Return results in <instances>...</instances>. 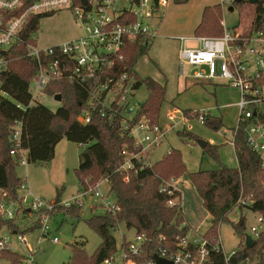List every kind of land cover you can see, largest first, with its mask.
Segmentation results:
<instances>
[{"label": "built area", "instance_id": "2783aa9c", "mask_svg": "<svg viewBox=\"0 0 264 264\" xmlns=\"http://www.w3.org/2000/svg\"><path fill=\"white\" fill-rule=\"evenodd\" d=\"M226 1L222 0V4ZM27 2H30L27 5ZM169 0H88L85 5L74 6L73 0H0V71L8 68L9 60L3 51L21 41L22 30L28 18L32 15L62 10H71L81 34L71 40L41 48L29 43V55L34 57L39 69L33 81L35 87L31 92L34 100H39L51 80L68 79L88 89L86 107L80 112L77 120L88 124L93 113L102 117L121 118L122 135H127L133 141L124 143L121 155L124 163L119 170L130 171L137 164L152 166L149 162L150 151L160 146L168 133L177 124L173 113L169 114L170 124L152 123L147 117L140 119L138 110L140 103L136 101L138 89L136 77L127 71L118 73L117 58L127 42H138L149 45L154 36L150 20L160 17V11L168 5ZM160 20L156 21V27ZM223 34L220 36L195 35L180 37V71L185 73V66L197 67L188 74L195 81L211 83L222 79L237 88L240 100L236 105L240 109V125L244 126L247 145L255 151L264 162V115L258 105L264 103V21L256 26L251 22L246 28L241 24L232 28L221 21ZM36 41V34L32 36ZM196 42V46H187L188 40ZM54 56L45 61L42 56ZM206 112H200L199 120L204 123ZM21 124L15 126L12 139L15 143L11 150L20 162L26 163L27 151L20 147ZM80 147H84L80 144ZM172 149L168 151L171 152ZM179 178H170L161 185V190L171 198L167 201L172 207L182 201L174 196ZM109 183L108 179L101 183ZM101 183L82 189L71 201L46 200L34 195L29 184L24 181L17 198L9 191L0 188V218L14 220L19 230L4 227L0 234V255L4 250L18 253L22 257L19 264H32L38 250V243L44 236L51 233V220L58 213L59 207H71L74 204L83 205L82 198L87 195L94 197V204L100 205L105 211L116 214L121 207L115 197L112 198L109 189L104 191ZM109 185V184H108ZM179 191V190H178ZM174 196V197H173ZM242 204H251L248 198L240 199ZM93 204V206H94ZM92 206V207H93ZM238 217L240 214H236ZM25 224L21 225L18 218ZM262 217L259 225L251 228L250 235L256 239L263 228ZM121 225V224H120ZM120 225L116 227L119 228ZM187 225L184 221L180 228ZM31 229V230H30ZM37 231V245L34 248L27 233ZM190 231V230H189ZM26 248L22 253L11 248L12 239ZM123 241L117 252L106 264H118L115 261L117 253H121L120 264H156L154 255L165 257L174 264H219L217 254L222 255V264H231L236 253L224 251V242L220 236L214 239L200 236L190 237L189 232L178 237L175 249L158 247V252L147 257L149 240L145 233L135 232L133 238L127 239L122 234ZM57 242V239H54ZM11 264V263H10Z\"/></svg>", "mask_w": 264, "mask_h": 264}, {"label": "trees", "instance_id": "16d2710c", "mask_svg": "<svg viewBox=\"0 0 264 264\" xmlns=\"http://www.w3.org/2000/svg\"><path fill=\"white\" fill-rule=\"evenodd\" d=\"M88 0H73L74 6H82ZM176 3H185L188 0H174ZM235 6L243 9L245 5L254 8L253 25H260L264 21V0H257L256 4L245 1L236 2ZM30 2H27V5ZM222 5V4H221ZM221 5L206 6L202 20L196 28L197 35L223 34L220 24L222 17ZM242 12V10H240ZM55 12L32 15L28 18L22 30L21 41L3 51L9 60L8 68L0 71V188L9 191L13 198H17L18 189L24 182L16 173L20 164L17 155H12L14 148L12 139L15 126L21 124L20 147L27 151L28 163H46L55 157L58 143L66 138L69 141L83 144L79 154V166L75 169L82 189L96 186L98 181L108 179L109 191L117 199L121 207L116 214L105 211L104 214L93 215L86 223L98 234L101 241L93 253L85 249L84 242L72 245V254L63 264H102L114 255L117 240L113 232L120 224L128 229L145 233L149 240L147 257L158 252V247L175 249L178 237L189 232L186 225L180 228L185 221L182 201L170 207L167 201L171 198L161 190V185L170 178H181L186 175L190 178L200 195L204 208L211 215V225L204 235L210 239L218 236L220 227L224 223L232 224L235 233L242 239L232 257L231 264H264L263 257L255 261L256 255L264 245V162L260 155L253 151L246 142L244 126L234 130V147L238 160L237 167L222 165L215 170H199L189 173L180 150L172 148L161 160L144 166L137 164L130 171L119 170L124 163L121 155L124 143H132L127 135H122L121 118L111 117V114L102 117L93 113L88 124H81L77 117L86 107L88 89L79 83L68 79H54L48 84L45 93L50 96L60 94L61 106L56 111L51 110L39 100H34L31 92V82L38 72L37 60L29 55L27 46L35 44L32 37L39 30L41 20ZM148 46L138 42H127L120 55L123 61L117 58L116 70L118 73L127 71L136 77V87L140 88L146 82L150 95L140 105L138 118L145 116L152 123L159 122V111L166 96V87L153 78L141 79L135 67L140 56L146 53ZM45 61L54 56H42ZM190 117L200 116L194 111ZM206 125L214 130L224 127L223 119L205 115ZM179 134L181 132H178ZM190 135L188 132H182ZM218 146L207 143L204 150L218 156ZM175 197L181 199L182 193L178 190ZM173 196V197H174ZM250 198L251 204H242L241 198ZM58 196L57 200H59ZM101 207L94 204L93 211ZM83 205L74 204L71 207H59L60 211L80 218ZM248 209L262 217L263 228L252 247L246 246L247 219L243 210ZM232 214H240L237 221ZM4 227L19 230L14 220L0 218V234ZM31 230V229H30ZM8 260L11 264H19L22 257L10 250H4L0 260ZM216 259L222 264V255Z\"/></svg>", "mask_w": 264, "mask_h": 264}, {"label": "rangeland", "instance_id": "374dc122", "mask_svg": "<svg viewBox=\"0 0 264 264\" xmlns=\"http://www.w3.org/2000/svg\"><path fill=\"white\" fill-rule=\"evenodd\" d=\"M222 0H188L185 3H176L169 0L168 5L160 11V17L150 20V25L154 30V36L150 39L147 51L139 57L136 64V71L142 80L153 78L166 87L165 100L159 111V122L170 124L169 114L173 113L177 124L169 133L170 144L175 149L181 151L183 161L186 164L189 173L199 170H215L222 165L229 167L237 166V159L233 137V130L236 129L240 119V109L236 103L240 100V92L237 88L228 85L222 79H216L211 83H201L195 81L188 74L197 70V67L186 65L185 73L180 71V37H194L197 35L196 28L202 20V15L206 6H215L222 4ZM242 10V12L240 11ZM221 21L232 28L241 24L247 27L253 21L254 8L251 5H245L243 9L235 6L233 2L226 1L221 5ZM160 24L156 27V21ZM81 34L77 21L71 10L58 11L50 16L44 17L36 33V45L41 48L50 47L65 41L74 39ZM207 35V36H220ZM187 46L194 47L196 42L187 41ZM1 84V82H0ZM31 88L35 87L32 80ZM150 95L146 82H142L136 94V101L144 103ZM39 101L56 111L61 102L55 96L41 93ZM258 109L264 115V103L258 105ZM194 111L206 112L212 117L223 119L224 127L221 130H214L206 123H202L199 117H190ZM197 114V113H196ZM178 132H181L180 134ZM182 132H188L190 135ZM198 140H203L211 145L218 146V156L213 155L208 150H204ZM170 147L167 142L153 148L150 151V163H154L163 158ZM82 148L76 142L64 138L55 149V157L52 161L46 163H22L16 167L17 175L26 181L34 195L46 200H56L58 196L62 201H71L73 197L81 191V185L78 180L75 169L79 166V154ZM103 180H99L101 183ZM101 188L106 191L109 185L101 183ZM180 190L184 196V204L200 224L199 230L204 232L210 225V219L206 220L204 210H197V203L200 200L195 186L188 177L182 178ZM112 198L115 197L111 195ZM84 204L80 212V218L60 211L56 213L51 220V233L42 237L38 243V250L34 255L32 264H63L69 260L72 254V245L76 242H84L85 249L93 253L100 244L98 234L86 223V220L95 215L104 214L102 207L93 211L94 197L87 195L82 198ZM247 219V234H250L253 226L259 225L258 213L248 209L243 210ZM234 221L238 216L231 215ZM21 223V216L18 218ZM195 229V228H194ZM195 233L191 231V234ZM39 232H28L27 236L31 240L33 247L37 245V236ZM114 236L117 243L123 241L122 234L128 238H133L135 229H128L124 224L114 230ZM220 234V235H219ZM218 236L223 239L224 251L231 253L236 249L242 239L235 233L230 223L221 225ZM57 239V242L54 241ZM11 248L13 250L26 253V248L20 245L13 237ZM264 259V245L256 255L255 261ZM121 253L118 252L115 261L120 264ZM0 264H10L8 260H0ZM106 264V263H102Z\"/></svg>", "mask_w": 264, "mask_h": 264}, {"label": "crops", "instance_id": "0c3cea01", "mask_svg": "<svg viewBox=\"0 0 264 264\" xmlns=\"http://www.w3.org/2000/svg\"><path fill=\"white\" fill-rule=\"evenodd\" d=\"M208 83V82H207ZM160 123V122H159ZM160 124H162V123H160ZM163 126H168L169 124H162ZM234 130H236V129H234ZM234 130H233V133H234ZM172 131V130H171ZM170 131V132H171ZM169 132V133H170ZM169 133H168V135H167V138L166 139H164V141L165 142H167L168 143V147H170L169 149H168V151L170 150V149H172V148H174V146L172 145V144H170V140H169ZM234 137V136H233ZM163 141V142H164ZM233 143V142H232ZM163 144V143H162ZM161 144V145H162ZM234 144V143H233ZM235 148V147H234ZM168 151L166 152V154H168ZM236 153V152H235ZM165 154V155H166ZM164 155V156H165ZM163 156V157H164ZM149 159H150V155H149ZM236 159H237V157H236ZM161 160V159H160ZM155 163V162H154ZM153 164V163H152ZM237 166H238V160H237ZM236 166V167H237ZM182 178L183 177H181V178H179L178 180H177V182H176V186H177V189L182 193V191L180 190V185H182ZM58 198V197H57ZM59 200H61V199H59ZM93 208V207H92ZM197 210H199V211H203L204 212V214H205V217H206V220L207 219H210V221H211V215L209 214V212L204 208V206H203V201H202V199H201V197H200V200H199V202L197 203ZM182 210H183V215H184V218H185V221H186V223H187V225H189V227H190V231H189V236L190 237H195V236H200V235H203L204 233H206L207 232V230L209 229H207V230H205L204 232H201V230L200 231H198L199 230V227H200V224L198 223V221L197 220H193L194 219V217H192V216H190V213L188 212V210L186 209V206H185V204H184V196H183V193H182ZM243 214H245L244 212H243ZM259 215V214H258ZM260 217V216H259ZM21 225H23V224H25V222H24V220L20 223ZM195 228V229H194ZM193 230L195 231V233H192L191 234V231L193 232ZM135 232H136V230H135ZM220 235V234H219ZM126 238L127 239H130V238H128L127 237V235H126ZM222 239V238H221ZM117 240V239H116ZM223 240V239H222ZM119 244L117 243V246H118ZM238 248V247H237ZM236 248V249H237Z\"/></svg>", "mask_w": 264, "mask_h": 264}, {"label": "water", "instance_id": "95a60500", "mask_svg": "<svg viewBox=\"0 0 264 264\" xmlns=\"http://www.w3.org/2000/svg\"><path fill=\"white\" fill-rule=\"evenodd\" d=\"M235 1L236 2L245 1L249 4H256V2H257V0H235ZM55 98L60 102L62 101V96L60 94L56 95ZM198 143L202 148H205L208 142L203 141V140H198ZM254 244H255V239L250 234H248L246 236V246L250 248ZM154 259L156 261V264H174L173 261H171L165 257H162L160 255H154Z\"/></svg>", "mask_w": 264, "mask_h": 264}]
</instances>
